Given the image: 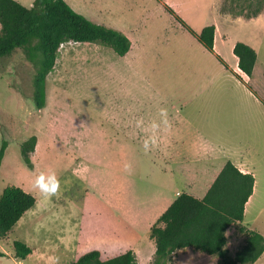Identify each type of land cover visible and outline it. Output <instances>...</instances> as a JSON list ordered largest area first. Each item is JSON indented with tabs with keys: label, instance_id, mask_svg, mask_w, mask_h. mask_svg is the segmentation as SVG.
Masks as SVG:
<instances>
[{
	"label": "rangeland",
	"instance_id": "obj_1",
	"mask_svg": "<svg viewBox=\"0 0 264 264\" xmlns=\"http://www.w3.org/2000/svg\"><path fill=\"white\" fill-rule=\"evenodd\" d=\"M167 6L186 17L195 32L219 22L227 34L223 37L228 52L233 42L252 44L258 61L250 85L258 97H264V11L247 19L234 1L156 0V7H163L171 18L178 37L183 31L189 34ZM218 14L235 19H221ZM133 51L131 59L137 54ZM36 68L23 49L0 58V147L7 141L0 163V193L15 185L37 200L12 231L0 238V252L5 254L0 256V264H69L94 249L100 250L103 258L133 250L139 264H150L156 249L150 231L140 228L136 241L132 236H114L119 204L138 201L146 206L161 193L174 195L177 189L182 190V182L171 170L164 171L162 161L146 152L143 143H128L117 135V107L139 102L145 109L154 103L153 87L181 86V80L178 83L168 77L172 69L166 70L165 63L153 57L132 62L100 43L69 41L60 47L47 76L45 106L38 109L34 100ZM151 70L161 72L162 77L151 79ZM222 104L226 108L223 118L230 121L229 139L244 141L242 145L258 160L264 179V113L240 94ZM32 136L37 141L30 165L22 155V144ZM125 163L131 164L130 172L124 169ZM48 172L56 174L60 185L51 197L34 187L36 176ZM257 208L259 224L250 221V225L261 232L264 188ZM238 226L232 225L227 235L231 254L245 243ZM15 240L32 248L27 258L15 257ZM167 264H219V257L189 248L177 250ZM254 264H264V255Z\"/></svg>",
	"mask_w": 264,
	"mask_h": 264
},
{
	"label": "crops",
	"instance_id": "obj_2",
	"mask_svg": "<svg viewBox=\"0 0 264 264\" xmlns=\"http://www.w3.org/2000/svg\"><path fill=\"white\" fill-rule=\"evenodd\" d=\"M17 1L30 8L35 0ZM65 1L77 13L94 23L124 33L131 41V48L123 58L128 57L136 62L147 58L152 60L153 57V60L165 63L166 70L172 69L168 71V77L173 76L176 82L181 80V86L153 87L154 103L146 105L145 109L139 102L117 107V135H122L128 143L143 144L154 135L156 144L150 146L149 152L162 161L164 171L171 170L172 174L179 176L182 190L177 189L174 195L161 193L146 206L138 201L133 205L119 204L117 209L120 215L114 236H132L136 241L140 228L150 231L157 218L180 193L186 192L203 198L227 161L234 163L241 172L251 173L255 177L254 191L245 205L243 220V225L254 229L250 221L255 225L259 224L260 213L257 206L264 188L263 175L258 168V160L252 156L249 147L242 145L244 141L236 137L229 139L230 121L223 118L226 108L222 102L226 104L240 94L253 101L258 110L264 113V97H258L250 85L258 58L252 76H247L239 68L238 57L233 52L236 43L233 42L230 52L227 51V40L223 37L226 33L224 34L219 22L214 23V52L206 49L188 30L185 31L189 35L181 31V36L178 37V31L173 30L171 18L163 7H156V0ZM218 15L221 19L231 17L226 14ZM183 19L186 21L187 18ZM164 20L169 21L168 25ZM132 50L137 54L131 59L129 55ZM236 73L244 81L239 80ZM153 77L161 78V72L151 70L150 78ZM161 109L166 110V117L161 116ZM234 111L237 109L234 108ZM153 124L157 125L155 129ZM155 164L158 165L156 161ZM118 188H122L121 182ZM194 192H199V195ZM260 231L264 233L263 228Z\"/></svg>",
	"mask_w": 264,
	"mask_h": 264
},
{
	"label": "trees",
	"instance_id": "obj_3",
	"mask_svg": "<svg viewBox=\"0 0 264 264\" xmlns=\"http://www.w3.org/2000/svg\"><path fill=\"white\" fill-rule=\"evenodd\" d=\"M229 1L240 5L243 8L240 14L247 19L264 11V0ZM167 9L206 49L215 51L214 24L203 27L198 33L175 10L168 6ZM227 12L235 14L234 10ZM69 41L100 43L120 56L126 55L131 48V41L124 33L94 23L77 13L65 0H35L30 8L17 0H0V58L23 49L36 63L34 100L38 109L45 106L47 76L56 64L60 47ZM233 52L238 57L239 68L251 77L258 57L255 48L237 41ZM236 77L244 81L237 73ZM36 141L32 136L22 144V155L30 165ZM6 147L4 140L0 147V163ZM254 185L253 174L241 172L234 163L227 161L203 198L180 193L150 228V238L156 245L150 264H167L177 250L186 248L216 255L219 264H254L264 253V235L243 225L245 205L253 194ZM36 201L32 193L15 185L7 186L0 193V238L12 231ZM234 224L239 225L246 238L235 254H231L227 247V231ZM13 246L17 258L25 259L32 253V248L21 240H15ZM4 255L0 252V256ZM69 264L139 263L133 250L103 258L102 252L94 249Z\"/></svg>",
	"mask_w": 264,
	"mask_h": 264
},
{
	"label": "clouds",
	"instance_id": "obj_4",
	"mask_svg": "<svg viewBox=\"0 0 264 264\" xmlns=\"http://www.w3.org/2000/svg\"><path fill=\"white\" fill-rule=\"evenodd\" d=\"M160 114L162 117H166V110L161 109ZM164 123H167V120H164ZM154 129L157 127L156 124H153L152 126ZM156 144V137L153 135L149 137V139L144 141V150L147 152L150 148V146H155ZM124 169L126 171H131V164L125 163ZM59 181L56 177V174L54 172H48V173H41L38 176H36L34 180V187L39 190V192L44 195L45 197H51L54 196L57 191L59 190Z\"/></svg>",
	"mask_w": 264,
	"mask_h": 264
}]
</instances>
